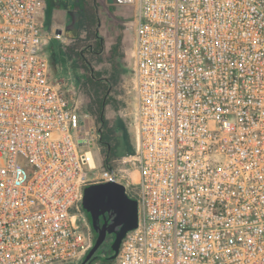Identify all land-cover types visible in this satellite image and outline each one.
I'll use <instances>...</instances> for the list:
<instances>
[{
	"label": "built area",
	"instance_id": "built-area-1",
	"mask_svg": "<svg viewBox=\"0 0 264 264\" xmlns=\"http://www.w3.org/2000/svg\"><path fill=\"white\" fill-rule=\"evenodd\" d=\"M114 1L138 6L137 144L112 167L52 79L46 0H0V264H81L108 181L139 204L113 264H264V0Z\"/></svg>",
	"mask_w": 264,
	"mask_h": 264
},
{
	"label": "rangeland",
	"instance_id": "rangeland-1",
	"mask_svg": "<svg viewBox=\"0 0 264 264\" xmlns=\"http://www.w3.org/2000/svg\"><path fill=\"white\" fill-rule=\"evenodd\" d=\"M99 2V33L103 37L105 50L92 61V67L98 71H106L111 69L107 55L110 50L117 46L118 59L122 63V67H126L128 71L123 73L120 84L116 87L113 94L112 105L108 107L107 118L111 120L113 125L123 123L128 131V140L130 147L134 151L136 148V124H135V108H136V92L134 84V29L135 16L138 12L137 5H119L114 0H98ZM49 6L46 0L45 9L42 13L43 32L46 39V50L48 55V45L52 39H58L62 45L71 44V40L65 35L67 26L74 27L77 14L73 10L57 8L52 12L51 24L46 25ZM61 31V32H59ZM81 35H85L82 33ZM51 64V63H50ZM85 71L80 68H71L68 64H57L51 66L52 79L55 83L60 84L66 96L82 109L87 104V97L82 89ZM121 131L118 132V135ZM98 163H100L101 155L97 152ZM116 161L115 166H119ZM101 170V168H99ZM81 222L87 228L91 226L86 212L81 207ZM92 227V226H91ZM113 235L108 234L105 242L100 246L96 253L97 259L93 264H113V260L109 258L113 254L112 242Z\"/></svg>",
	"mask_w": 264,
	"mask_h": 264
},
{
	"label": "trees",
	"instance_id": "trees-1",
	"mask_svg": "<svg viewBox=\"0 0 264 264\" xmlns=\"http://www.w3.org/2000/svg\"><path fill=\"white\" fill-rule=\"evenodd\" d=\"M49 13L46 25L51 24L52 12L57 8L77 14L74 27L67 26L65 35L71 44L62 45L58 39H52L48 45L51 66L68 64L71 68L85 71L82 89L87 97L83 110L95 115L100 123L102 151L105 166H115L116 161L133 152L128 140V131L121 122L117 126L107 118V110L112 103L116 87L128 69L122 67L118 59L117 46L107 55L110 70L98 71L92 67V61L105 50L103 37L99 33L100 13L98 0H47ZM85 33V35H81ZM121 134L118 135V132ZM130 195V194H129ZM131 196V195H130Z\"/></svg>",
	"mask_w": 264,
	"mask_h": 264
},
{
	"label": "water",
	"instance_id": "water-1",
	"mask_svg": "<svg viewBox=\"0 0 264 264\" xmlns=\"http://www.w3.org/2000/svg\"><path fill=\"white\" fill-rule=\"evenodd\" d=\"M61 32V31H59ZM82 208L96 234L94 245L81 264H92L94 255L105 242L108 234H113V260L126 234L139 224V204L137 198L130 196L123 183L108 181L88 184L84 188ZM107 213L112 218L109 222Z\"/></svg>",
	"mask_w": 264,
	"mask_h": 264
},
{
	"label": "flooded vegetation",
	"instance_id": "flooded-vegetation-1",
	"mask_svg": "<svg viewBox=\"0 0 264 264\" xmlns=\"http://www.w3.org/2000/svg\"><path fill=\"white\" fill-rule=\"evenodd\" d=\"M107 217H108V220H109V222H112V218L109 216V214L107 213ZM113 235V234H112ZM108 236V235H107ZM113 237H114V235H113ZM97 253V252H96ZM96 253L94 254V255H96ZM95 261V260H94ZM94 261L92 262V264L94 263Z\"/></svg>",
	"mask_w": 264,
	"mask_h": 264
}]
</instances>
